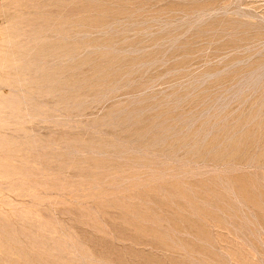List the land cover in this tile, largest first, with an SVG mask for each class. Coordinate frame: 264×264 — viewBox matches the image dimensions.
I'll list each match as a JSON object with an SVG mask.
<instances>
[{"label":"rangeland","instance_id":"1","mask_svg":"<svg viewBox=\"0 0 264 264\" xmlns=\"http://www.w3.org/2000/svg\"><path fill=\"white\" fill-rule=\"evenodd\" d=\"M0 136V264H264V0H0Z\"/></svg>","mask_w":264,"mask_h":264},{"label":"bare ground","instance_id":"2","mask_svg":"<svg viewBox=\"0 0 264 264\" xmlns=\"http://www.w3.org/2000/svg\"><path fill=\"white\" fill-rule=\"evenodd\" d=\"M9 59L11 60V58H9ZM15 59H16V58H15ZM17 59H18V58H17ZM7 61H8V60H7ZM11 61H12V60H11ZM11 61H10V62H11ZM13 61H14V60H13ZM8 63H9V62H8ZM8 63H7V64H8ZM22 65H23V64H22ZM10 66H11V65H10ZM19 66H20V65H19ZM25 66H26V65H25ZM9 79H10V77H9ZM9 79H8V80H9ZM15 79H16V78H15ZM15 79H13V80L16 81L17 79H16V80H15ZM19 79H22V78H19ZM19 79H18V80H19ZM35 79H36V78H35ZM11 80H12V79H11ZM18 80H17V81H18ZM23 80H24V79H23ZM18 82H19V81H18ZM20 82H21V81H20ZM14 83H15V82H14ZM22 83H23V82H22ZM22 83H21L20 85H22ZM17 85H18V83H17ZM19 87H22V86H19ZM14 88H15V87H14ZM43 90H44V89H43ZM41 92H42V91H41ZM41 92H40V93H41ZM41 94L43 95V92H42ZM14 96L17 97L15 94H14ZM15 97H14V98H15ZM27 97H28V96H27ZM10 99H12V98H10ZM7 100L10 102L9 98H8ZM15 100H16V99H15ZM13 101H14V99H13ZM13 101H12V102H13ZM16 101H17V100H16ZM16 101H15V102H16ZM18 101H19V99H18ZM21 101H22V100H21ZM15 102H14V103H15ZM7 103H8V102H7ZM14 103H13V104H14ZM10 104H12V103H10ZM17 104H18V103H17ZM7 105H8V104H7ZM7 105H6V106H7ZM12 106H13V105H12ZM33 108H34V107H33ZM35 108H36V107H35ZM39 109H40V108H39ZM33 111H34V110H33ZM33 111H32V112H33ZM37 111H38V109H37ZM1 112H2V111H1ZM11 112H12V111H11ZM35 112H36V111H35ZM40 112H41V111H40ZM4 113H5V112H4ZM13 113H14V112H13ZM36 114H38V113H36ZM7 115H8V114H7ZM33 115H34V114H33ZM0 137H1V136H0ZM1 142H2V141H1Z\"/></svg>","mask_w":264,"mask_h":264}]
</instances>
